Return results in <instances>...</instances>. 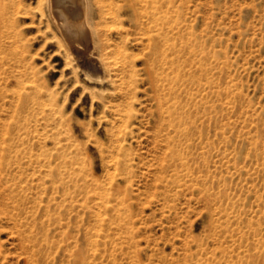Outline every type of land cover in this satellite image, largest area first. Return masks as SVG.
I'll return each mask as SVG.
<instances>
[{"label": "rangeland", "instance_id": "1", "mask_svg": "<svg viewBox=\"0 0 264 264\" xmlns=\"http://www.w3.org/2000/svg\"><path fill=\"white\" fill-rule=\"evenodd\" d=\"M2 3L0 264H74L77 249L81 264H264V0H160L167 35L187 42L169 57L197 74L176 95L150 84L120 10L131 112L106 108L127 96L65 64L38 0ZM32 72L53 112L18 105ZM159 94L186 112L157 111Z\"/></svg>", "mask_w": 264, "mask_h": 264}, {"label": "bare ground", "instance_id": "2", "mask_svg": "<svg viewBox=\"0 0 264 264\" xmlns=\"http://www.w3.org/2000/svg\"><path fill=\"white\" fill-rule=\"evenodd\" d=\"M1 8L5 11L7 4L0 5V19ZM124 8L129 12L132 24L139 29L140 36L137 37L139 42L143 43L148 51L145 56L144 72L150 84L159 87L162 81L166 92L175 94V85L179 82L187 81L186 85L188 82L194 83L197 78L196 71H185L184 69L189 62L181 60L179 54L169 57L168 50L183 49L187 42L181 41L182 35L180 34V44L171 40L167 35L165 25L168 23V16L167 12L162 10L160 0H125L121 4L116 0H38L37 12L39 23L44 24V27L51 32L50 37L54 38L58 49L63 52L66 65H70L74 72L79 68L93 85L107 84L112 87L113 93L127 96L126 106L122 109L119 108V104H113L109 100L105 104L106 108L116 112H131L133 85L137 74L132 55L125 46L129 40L123 27L124 12L120 11ZM11 24L12 21L10 26ZM112 30L118 33V42H112L107 37V33ZM22 75H26L24 79L27 82L35 81L34 72H32V78L24 73ZM18 76L20 77L19 74ZM31 84L32 92L23 94L19 92L20 104L17 102L18 105L26 107L31 112H53V101L50 100L47 104L42 101L44 94L49 96L53 94L52 90L45 88L43 91L41 86ZM97 93L96 95L99 96L94 95L95 97L102 98L105 95ZM175 95L170 103H166L160 94L157 95L156 110L167 112L168 116L173 112H186ZM45 105L49 106L48 110ZM114 155L112 154L110 159L114 158ZM115 165L116 163L112 162L114 168ZM71 255L74 264H81L85 257L78 249L71 251Z\"/></svg>", "mask_w": 264, "mask_h": 264}]
</instances>
